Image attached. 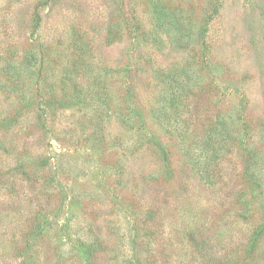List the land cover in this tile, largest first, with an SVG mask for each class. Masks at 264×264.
Wrapping results in <instances>:
<instances>
[{"label": "rangeland", "instance_id": "obj_1", "mask_svg": "<svg viewBox=\"0 0 264 264\" xmlns=\"http://www.w3.org/2000/svg\"><path fill=\"white\" fill-rule=\"evenodd\" d=\"M156 1L0 0V264H264V0Z\"/></svg>", "mask_w": 264, "mask_h": 264}, {"label": "trees", "instance_id": "obj_2", "mask_svg": "<svg viewBox=\"0 0 264 264\" xmlns=\"http://www.w3.org/2000/svg\"><path fill=\"white\" fill-rule=\"evenodd\" d=\"M152 1V6H153V9H154V13H155V20L156 21H158L159 22V20L161 21V17H162V15L164 14L161 10H162V8L158 5V3H157V1L156 0H151ZM165 19H167L169 22L170 21H174V17L173 16H168V15H166L165 16ZM160 24V23H159ZM158 24V25H159ZM182 44V43H181ZM182 45H184V44H182ZM181 45V46H182Z\"/></svg>", "mask_w": 264, "mask_h": 264}]
</instances>
